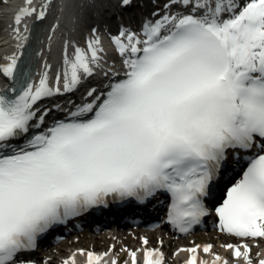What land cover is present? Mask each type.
Returning a JSON list of instances; mask_svg holds the SVG:
<instances>
[{"label":"snow or ice","instance_id":"1","mask_svg":"<svg viewBox=\"0 0 264 264\" xmlns=\"http://www.w3.org/2000/svg\"><path fill=\"white\" fill-rule=\"evenodd\" d=\"M47 8L21 10L14 32L25 17L46 20ZM152 15L139 32L121 27L111 37L125 69L119 80L105 71L96 28L72 55L65 43L58 69L40 51L26 54L27 35L0 65L10 82L0 88V264H32L26 253L40 237L110 199L144 204L160 194L180 233L214 212L223 233L264 238V0H165ZM98 72L107 87L73 99ZM230 161L243 171L210 209ZM226 247L234 259L243 247L251 264L246 245ZM187 251V264H228ZM144 264H164L163 256L146 251Z\"/></svg>","mask_w":264,"mask_h":264},{"label":"bare ground","instance_id":"2","mask_svg":"<svg viewBox=\"0 0 264 264\" xmlns=\"http://www.w3.org/2000/svg\"><path fill=\"white\" fill-rule=\"evenodd\" d=\"M146 4L144 6H135L127 10H112L114 11L113 15L107 16L110 14V12L106 11L105 9H108L109 7L114 6V0H32L31 4L27 3V0H3L1 2L0 6V63L1 65L7 63V57L13 54L14 52L18 51L16 45L17 43H22V36H31L33 33V29L35 24L38 25L39 31L34 39V46L32 48V54H34L36 51H40L42 53V60H47L48 63H50L53 67V69H58L61 67L62 64V53L64 49V45L67 42L68 48V54L72 55L73 50L76 46H79L81 48L86 47V43L88 40L93 39V36H86L83 33V27H85L87 24L88 26L96 27L98 30V35L101 41V46L104 49V53H111V55L118 54L117 51H113V44L109 43L108 38H105L104 36H107L109 32H111L112 29H117L118 26H120V22L117 19L122 20L123 22V28L125 27H134L136 20L142 15L148 14L149 8L157 6V4H160L165 2V0H144ZM42 5H48L47 8V18L44 21H37L36 17L28 16L25 17L22 20V23L19 25L20 34L17 35L14 32V29L16 28V25L14 23L15 18L17 16V13H20L21 10L27 9L29 12L33 9H41ZM148 6V10L145 8ZM160 8H163V5H159ZM175 9V8H174ZM173 9V10H174ZM107 14V15H106ZM155 19H158L156 17ZM96 20V21H95ZM127 20V21H126ZM90 22V23H89ZM133 25V26H132ZM27 29V31H25ZM54 29V31H53ZM91 31V30H90ZM89 33H92L89 32ZM118 33V30L116 31ZM51 35L52 39L49 41V36ZM90 35V34H87ZM106 55V54H105ZM40 63L41 60L36 61V71H39L40 69ZM125 70V69H124ZM83 85L88 86L87 82H84ZM82 86V85H81ZM80 86V88H81ZM82 89V88H81ZM113 234L115 233L117 237L122 238L123 236H120L121 234L128 232V229L121 228V229H115L112 230ZM138 228H135L132 230L133 234L137 238L139 236L138 234ZM99 233V232H97ZM102 233V232H101ZM129 235H132L129 234ZM150 236L149 239H151L149 242V251L155 249V247L152 244L153 241V234L148 231V233L143 234L142 241L138 243L135 246H131L128 248H125L126 252H128L129 255V261L128 264H132V256L131 253H136L137 258V264H144L143 261H140L142 259L141 252L143 250H146L147 245L143 244V240L145 239L144 236ZM207 238H204L207 246L211 245V252L204 253L203 248L205 247L202 240L198 241V238H196L194 235H191L193 238L189 241L187 244V241L183 238L181 239H174L173 244H169L168 241L166 243H163L161 247H157V251H163V252H174L175 258L174 261L177 264H184L185 262H188L190 259L192 253L188 252L187 249L191 248H197V252L195 255L201 259L204 258L205 255H216L220 254L222 256H225L226 258H229L231 261L238 263V264H244L243 262H246L247 260L244 258V248L241 247V253L242 256L239 259L233 258V250L228 249L227 245H234V246H241L246 245L249 249L248 257L251 260V264L256 263L257 257H252L251 253L257 251L258 257L257 259L258 264L261 260H264V238L259 239H246L245 242L239 243H231V241H227L228 238L226 236L220 237L219 234H216L214 232H207ZM125 237V235H124ZM199 237V236H198ZM102 238H108V237H102ZM112 238V237H111ZM213 238L215 240H219L217 245H214L211 241ZM183 239V240H182ZM168 240V239H167ZM177 242L182 245L173 246ZM68 241V240H67ZM211 241V243L209 242ZM251 241V243L249 242ZM258 241V242H254ZM71 242V241H70ZM115 245L110 250H106L105 248L102 250V252H97L96 250H93V254L96 256L102 257L99 264H119L121 257H116L115 252L116 249L119 247L120 244L115 243ZM195 242H200L198 246L195 247ZM79 242H77L78 244ZM80 244V243H79ZM255 244L257 246H255ZM64 250V253L60 251L62 254V257H68L65 258L62 262V264H87L88 262V254L86 257H83L84 255L83 251L80 250L77 251V247L74 246L73 248H70L66 254V250ZM91 252V251H90ZM91 252V253H92ZM146 251H143L145 253ZM58 254V253H57ZM78 256H81L80 259H77ZM211 256V255H210ZM61 257H58V260L56 259V256H52L49 258L47 263H40V262H34L32 261V264H59ZM207 261V260H205ZM211 261V260H209ZM243 261V262H242Z\"/></svg>","mask_w":264,"mask_h":264},{"label":"rangeland","instance_id":"3","mask_svg":"<svg viewBox=\"0 0 264 264\" xmlns=\"http://www.w3.org/2000/svg\"><path fill=\"white\" fill-rule=\"evenodd\" d=\"M2 1L3 0H0V6H1ZM118 6H120V0L118 3ZM207 232H210V231H207V230L200 231V232H196L192 235H194L196 238H198V241L202 240L203 242H205V240H203V239L207 238V235H206ZM131 233H132V235H129ZM145 233H148V231L146 229L145 230L139 229V231H138L139 236L137 238H135L136 234L134 235L132 230H129L128 232L121 234L120 236H123L122 238L117 237L115 233L113 234L112 230L104 231L102 233L101 232H99V233L90 232V231H82V232H78V233H73L69 237H66V238L54 243L53 245H51L48 250L40 253L37 261L40 263H47L51 256H52V258H53V256H56L57 260H58V257H61V260H60L61 263H59V264H62L63 260L65 258H68V257H64V258L62 257V254L60 253V251L62 253H64L63 249L66 250L67 255H69V253H67V251H69V249L73 248L74 246L77 247V251L80 250L81 252H82V250H84V252H87L89 250H96L98 252H102V250L104 248L106 250H110L113 247V245H115L113 242V241H115V243L120 244L119 247L116 249V251H114L115 255H117L116 257H118V256L121 257L119 264H125L129 260L128 252L125 251L126 250L125 248L131 247V246L136 247V245L142 241L141 236H143V234H145ZM155 234H157V233H155ZM124 235H125V237H124ZM155 236L156 235H154V239L152 241L153 245L158 244V242L160 240L159 238H157ZM218 236L222 237V234L219 233ZM102 237H108V238H102ZM226 238H228L227 241L232 240L231 237L226 236ZM184 239L187 241V244H188L189 241L192 239V237L190 236V237H186ZM150 240L151 239H149V241ZM169 240H170L169 244H171V241H173V239H169ZM211 241L213 242L214 245H217L219 240L217 241V240H215V238H213ZM211 241H209V242L211 243ZM77 242H79L80 244L79 243L77 244ZM195 243L199 244L200 242H195ZM177 245H182V244L176 243L173 246H177ZM166 255H167L166 264H175L173 252L168 251Z\"/></svg>","mask_w":264,"mask_h":264}]
</instances>
